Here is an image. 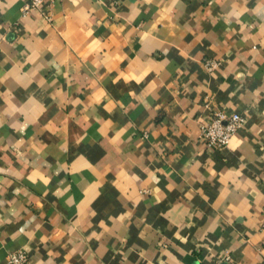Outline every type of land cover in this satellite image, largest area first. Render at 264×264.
Here are the masks:
<instances>
[{
  "label": "crops",
  "instance_id": "0c3cea01",
  "mask_svg": "<svg viewBox=\"0 0 264 264\" xmlns=\"http://www.w3.org/2000/svg\"><path fill=\"white\" fill-rule=\"evenodd\" d=\"M25 1L0 0V264H264V0ZM216 110L244 117L224 147Z\"/></svg>",
  "mask_w": 264,
  "mask_h": 264
},
{
  "label": "built area",
  "instance_id": "2783aa9c",
  "mask_svg": "<svg viewBox=\"0 0 264 264\" xmlns=\"http://www.w3.org/2000/svg\"><path fill=\"white\" fill-rule=\"evenodd\" d=\"M54 0H26L22 7V15L25 16L29 12L37 10L40 11L44 17L49 18L48 12L44 10V5L52 3ZM50 5V4H49ZM208 69H213L217 62L213 59H207L204 62ZM244 117L241 113L216 110L212 113L210 120L206 123H201V135L206 143L216 147L226 146L231 136L237 132L243 125ZM264 226V209H263V222ZM28 259V254L24 250H17L11 252L7 256L8 264H25ZM190 264H203L201 262Z\"/></svg>",
  "mask_w": 264,
  "mask_h": 264
}]
</instances>
